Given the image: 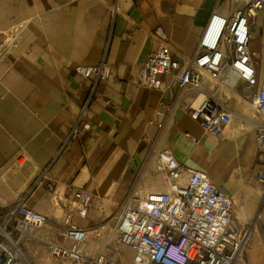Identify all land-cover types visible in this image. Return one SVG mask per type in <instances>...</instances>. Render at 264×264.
<instances>
[{
	"label": "crops",
	"instance_id": "crops-1",
	"mask_svg": "<svg viewBox=\"0 0 264 264\" xmlns=\"http://www.w3.org/2000/svg\"><path fill=\"white\" fill-rule=\"evenodd\" d=\"M228 9L229 2L223 0H0V39L13 24L27 21L0 60V201L20 199L43 213L48 227L38 236L69 244L61 237L66 207L55 203L66 183L92 192L86 217H74L88 227L110 215L115 220L133 191L143 195L167 190L164 175L146 165L148 139L159 133L148 121L178 88L169 75L159 88L142 85L139 66L160 44L153 35L156 27H162L177 57L189 58L210 16ZM255 32L264 51L260 16L251 28V34ZM102 61L110 65L105 79L83 78L74 71L76 64ZM210 80L205 74L204 88L231 108V121L218 137L204 131L184 108L194 97L190 93L164 130L161 147L185 167L206 172L232 198L235 221L249 229L243 259L264 264V185L256 178V114L252 107L235 108L222 101L225 84L218 81L214 87ZM239 82L226 86L233 89ZM255 89L241 86L239 94L250 103ZM83 122L89 128L69 136L73 125L81 128ZM182 177L186 179V171ZM49 184L55 185V192ZM62 202L68 205L69 199ZM97 245L90 238L86 253ZM127 249L105 253L123 264Z\"/></svg>",
	"mask_w": 264,
	"mask_h": 264
},
{
	"label": "built area",
	"instance_id": "built-area-1",
	"mask_svg": "<svg viewBox=\"0 0 264 264\" xmlns=\"http://www.w3.org/2000/svg\"><path fill=\"white\" fill-rule=\"evenodd\" d=\"M229 2L228 12L213 13L200 38L199 47L189 58L177 57L170 49L161 26L153 31L160 42L139 66L138 81L151 88H159L164 76L169 75L178 88L174 98L162 102L148 123L159 129L158 138L150 141L146 165H153L164 175L167 190H150L143 195L131 192L120 206L113 228L118 243L133 252L132 264H247L243 252L247 247L249 229L234 219L233 200L222 191L206 172L187 168L172 153L161 147V138L176 108L183 105L186 95L193 99L184 103L190 117L202 129L218 137L231 121L232 111L203 86L205 74L210 79L231 85L230 77L255 86L250 105L256 114L258 144L256 178L264 185V73L250 49L251 28L260 16L264 35V0H223ZM114 12V8L112 10ZM27 21L13 24L0 39V60L16 40ZM75 73L83 78L105 79L110 65L76 64ZM85 107L81 109V116ZM89 128L83 122L71 128L69 136H78L81 129ZM187 172L186 179L182 175ZM48 189L55 192V185ZM55 203L64 211L62 241H45L49 255L57 264H115L102 250L88 255L83 250L90 238L106 230L105 223L88 227L78 225L74 217L85 218L93 194L84 187L71 183ZM69 199L68 205L65 202ZM43 213L28 207L22 200L0 201V264H13L19 259L17 247L21 239L32 235L45 222ZM105 234L103 239H106ZM108 240V239H107ZM105 240L104 245L107 244ZM21 254V253H20Z\"/></svg>",
	"mask_w": 264,
	"mask_h": 264
},
{
	"label": "rangeland",
	"instance_id": "rangeland-1",
	"mask_svg": "<svg viewBox=\"0 0 264 264\" xmlns=\"http://www.w3.org/2000/svg\"><path fill=\"white\" fill-rule=\"evenodd\" d=\"M260 40H261V36L258 32L252 33L251 34V44H250V48L251 50L255 51V54L253 55L255 59L259 60V56L264 57V51L260 50ZM260 63V69L262 71V73H264V60H262ZM212 86L215 87V84L218 83L217 80H210ZM242 88L245 87L243 82H239L237 83L236 87L234 88V91L232 88L227 87L226 85H222L221 86V90L224 91L225 95H223V97H219L220 96V92L217 95L222 101H225L228 104H231L233 107L235 108H239L241 105L246 106L247 109H251L250 103H249V99L248 98H244L241 93L239 94V92L241 91V86ZM238 92V93H237ZM62 211H59V213H61ZM108 222L109 225L113 228L114 225V218L113 215H110L109 217H107L104 221H102V223ZM45 227H48L47 223H45L44 225ZM105 226L106 230L103 234H101L100 236H96L93 237L92 239L97 240L98 241V250H101L103 248V252L107 251L108 249L112 252H116L118 250L121 249V246L118 243V239H117V234L113 232V234L111 235V237L109 238V243H107L106 245L103 246V248L101 247V243L102 240L105 236V234H107V232L109 231L110 227ZM42 227L38 228V230H42ZM37 230V229H36ZM30 244L27 247H24L27 255L29 256V259L32 261V259H38L39 257H43V263L46 262L47 258L48 260L51 262V264H57L52 257L49 255L48 252V248L46 243H40V242H35L33 240H29ZM92 243V241H91ZM83 250L86 252L87 248L84 247ZM88 255H92L90 253H86ZM132 251L131 250H126L123 253V264H132L131 263V257H132ZM13 264H29V262L25 259V257L19 253V259H17ZM34 264V263H33ZM64 264H70L68 261H66ZM117 264H121V263H117Z\"/></svg>",
	"mask_w": 264,
	"mask_h": 264
},
{
	"label": "bare ground",
	"instance_id": "bare-ground-1",
	"mask_svg": "<svg viewBox=\"0 0 264 264\" xmlns=\"http://www.w3.org/2000/svg\"><path fill=\"white\" fill-rule=\"evenodd\" d=\"M230 80H231V85H233L234 83L236 84V80H238V79H236V78H234V77H230ZM234 84V85H235ZM233 85V86H234ZM234 89V88H233ZM45 225V222L43 223V225L41 226V227H43ZM108 227H110V229H109V231L107 232V234H106V236H107V238L106 239H103L102 240V243H101V247L103 248V246H104V242H105V240H107V243H109V238L111 237V235L113 234V232L115 233V230H114V228H112L111 226H108ZM38 229L37 230H35L34 232H33V234L32 235H28V236H25V237H23L22 239H21V245L20 246H18L17 247V250H18V252H20L24 257H25V259L30 263V264H33V262L29 259V256L27 255V253H26V251H25V249H24V247H27L26 246V243H28L29 242V240H33V241H37V240H40L42 243H45V241H44V239H42V238H40L39 236H38ZM30 243V242H29ZM98 246V245H97ZM97 246H95V247H91L90 248V251H91V253L90 254H94V253H96L97 251H98V248H97ZM85 247V246H84ZM103 249H105V248H103ZM103 249H101L102 251H103ZM87 252V251H86ZM92 254V255H93ZM43 259V257H39L38 259H40L41 261H42V259ZM39 260V261H40ZM38 264H51L48 260H46V262L45 263H43V261L42 262H38Z\"/></svg>",
	"mask_w": 264,
	"mask_h": 264
},
{
	"label": "water",
	"instance_id": "water-1",
	"mask_svg": "<svg viewBox=\"0 0 264 264\" xmlns=\"http://www.w3.org/2000/svg\"><path fill=\"white\" fill-rule=\"evenodd\" d=\"M30 264V263H29Z\"/></svg>",
	"mask_w": 264,
	"mask_h": 264
}]
</instances>
